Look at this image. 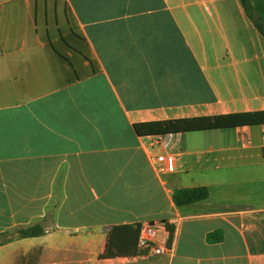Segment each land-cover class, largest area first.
<instances>
[{"label":"crops","instance_id":"1","mask_svg":"<svg viewBox=\"0 0 264 264\" xmlns=\"http://www.w3.org/2000/svg\"><path fill=\"white\" fill-rule=\"evenodd\" d=\"M254 111L264 36L241 0H0V264H120L101 255L126 224H155L172 249L139 264H264V199L238 193L264 185V126L207 131L206 146L134 129ZM194 187L208 198L176 206ZM35 224L44 235L18 238Z\"/></svg>","mask_w":264,"mask_h":264},{"label":"trees","instance_id":"2","mask_svg":"<svg viewBox=\"0 0 264 264\" xmlns=\"http://www.w3.org/2000/svg\"><path fill=\"white\" fill-rule=\"evenodd\" d=\"M241 1L249 18L264 36V0ZM258 126H264V111L137 123L134 125V129L140 137H152ZM208 196L209 189L207 187L181 188L173 192V201L176 206L182 207L204 201ZM165 227L170 234L168 242L170 243L174 227L168 222H165ZM141 228V224L114 226L108 233L106 249L101 258L137 256L141 252L138 248ZM44 234L45 230L41 224L18 230L20 239L40 237Z\"/></svg>","mask_w":264,"mask_h":264},{"label":"built area","instance_id":"3","mask_svg":"<svg viewBox=\"0 0 264 264\" xmlns=\"http://www.w3.org/2000/svg\"><path fill=\"white\" fill-rule=\"evenodd\" d=\"M149 161L161 175L174 173L177 168L176 157L172 154H151ZM163 227L165 228V224ZM157 234L158 229L155 228V224L142 225L138 241V248L141 252L137 256L123 258L120 264H139L141 261H150L152 258L170 254L171 247L166 242L157 240Z\"/></svg>","mask_w":264,"mask_h":264},{"label":"rangeland","instance_id":"4","mask_svg":"<svg viewBox=\"0 0 264 264\" xmlns=\"http://www.w3.org/2000/svg\"><path fill=\"white\" fill-rule=\"evenodd\" d=\"M216 131L214 132H197L195 133L196 135L194 136H200V137H203V143L206 145H208V137L210 138L212 136V134H216L215 133ZM189 136H192V135H189ZM212 139L210 141V143H212ZM208 142V143H207ZM230 171V170H228ZM234 171V177L233 179H235L237 182H242L244 180V178H242L243 175H241L240 173L244 172V169H240V172L239 174H236L237 172V169H233ZM238 193L239 194H242L244 196H246V198H252L253 200L251 201V204L252 205H256L257 202L259 201V199H264V185L261 183V184H241L239 185L238 187Z\"/></svg>","mask_w":264,"mask_h":264}]
</instances>
